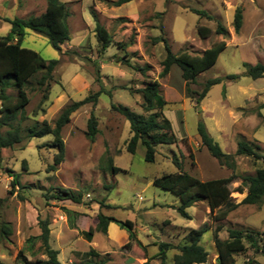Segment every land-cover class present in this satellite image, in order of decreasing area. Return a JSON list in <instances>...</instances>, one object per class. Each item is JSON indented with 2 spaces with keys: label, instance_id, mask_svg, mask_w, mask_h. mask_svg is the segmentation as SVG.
Segmentation results:
<instances>
[{
  "label": "rangeland",
  "instance_id": "374dc122",
  "mask_svg": "<svg viewBox=\"0 0 264 264\" xmlns=\"http://www.w3.org/2000/svg\"><path fill=\"white\" fill-rule=\"evenodd\" d=\"M258 1L133 0L121 6H112L108 0H71L72 40L65 44L64 53L54 48L45 35L27 29L23 46L39 52L47 60H59V64L48 99L43 100V91L28 89L30 103L25 110L27 118L21 121L23 129L44 120L54 126L67 105L97 92L101 83L111 94L104 93L97 102H89L72 113L71 121L62 130L65 158L55 171L50 170L49 166L53 164L57 148L45 145L52 143V135L28 137L25 130L20 144L0 151V227L6 222L13 231L8 240L0 239V264H20L24 259H18L21 250L25 251V258L32 263L38 258H45L40 240L34 241L32 249L27 242L29 237L41 232L39 217L50 219L52 245L56 246L58 241L66 250L72 227L69 215L63 213L65 207L73 209L71 218L81 235L96 225L99 212L120 220L134 221L136 237L139 235L147 244L139 245L137 240H132L130 247L116 248L120 252L114 257L102 255L108 264L112 260L114 264H129L127 253L133 252L134 247L146 256L144 264H160L158 243L182 245L190 228L204 225L209 227V232L203 238L204 246L209 251L206 264H214L217 257L212 230L218 225L221 226V239L229 237L230 228H241L253 231L260 245L264 244V202L260 205H239L225 219L217 221V213L225 208L212 215L206 202L199 201L187 209L193 213L192 219H187L178 211V197L154 183L157 176L177 172L172 161L177 155L183 161L184 170L200 180L226 178L234 174L232 196L236 202H240L245 193L236 189L241 187L243 177L254 175L257 168L264 166L262 161L244 155L234 156L235 169L221 165L208 147L202 146L198 133V125L203 122L225 152L235 154L238 140L245 138L258 145L257 150L264 154V77L256 82L242 75L244 63H264V21L260 22L264 8ZM238 6L244 9L241 29L242 35L249 38L246 42L240 41L241 37H237L238 33L233 27ZM193 8L204 10L213 18L202 17L193 12ZM94 16L113 35L115 42H124L128 46L121 49L112 44L101 51L95 35ZM218 24L228 28V36L216 33L206 39L199 36L198 26L215 30ZM5 26L8 27L7 24ZM159 36L169 40L174 53L188 51L198 54L220 41H225L227 47L215 65L202 72L195 83L188 85L177 65L168 75H161L162 61L166 55L165 44L162 41L153 42V38ZM140 67H147V70H137ZM229 74L242 76L238 81L224 79L213 85L201 101L197 100L208 79ZM150 81L160 83V92L167 101L164 113L171 120L175 134L181 138L187 137V142L179 145L158 144L155 162L145 160V148L141 144L135 154L127 151L126 144L131 135L129 121L111 108V104L115 103L137 114L147 115L140 105L141 95L132 94L129 90L141 88ZM256 83L262 97L252 103L249 98L252 91L247 92V88ZM8 92L17 94L15 89ZM91 112L98 118L99 133L94 142L85 134ZM2 131L5 133L6 128ZM185 144L194 151L193 159L187 156ZM183 153L186 156L182 157ZM109 157L121 171L113 173L108 168ZM13 173L20 175L21 183L14 189L11 185ZM57 187L81 193L82 202L46 199L45 194H50ZM100 202L109 206H101ZM59 214H65L67 218L66 221L61 220L64 221L62 225ZM60 232L63 235L57 238L56 234ZM96 233L105 239L102 235L105 233ZM72 241L75 249L88 248L87 242ZM176 252L177 249L167 252V264H173ZM79 253L73 257L74 263L88 264L82 252ZM58 258L65 263L68 254L61 251ZM96 260L99 261V258L93 257L89 261ZM236 261L237 264H247L249 261L264 264V253L249 247L236 257Z\"/></svg>",
  "mask_w": 264,
  "mask_h": 264
},
{
  "label": "trees",
  "instance_id": "16d2710c",
  "mask_svg": "<svg viewBox=\"0 0 264 264\" xmlns=\"http://www.w3.org/2000/svg\"><path fill=\"white\" fill-rule=\"evenodd\" d=\"M131 1L133 0H108L112 6H121ZM192 11L202 17L213 18L204 10L193 8ZM70 15L68 3L63 0H48L47 9L41 15L8 19L12 25L11 31L5 36H0V151L3 148H12L20 144L23 141L22 134L25 130L28 137L52 135V143L45 144L57 148L53 164L49 166V169L52 171H55L64 161L66 146L62 138V130L71 121L72 113L89 102H97L102 94L110 93V91L105 89L104 84L101 83V88L97 92L88 95L80 101H74L67 105L56 119L54 126L44 120L42 123L37 122L27 129H23L21 121L27 118L25 110L30 103L28 89L41 90L44 92L43 100L48 99V94L54 80V72L59 64V60H47L39 52L23 46L27 29L45 35L54 48L64 53V44L71 40L68 23ZM94 17L96 21L95 35L101 51H105L112 44H116L121 49H125L128 46L124 42H115L113 35L105 26L99 23L96 16ZM243 22L244 9L242 6H238L235 9L233 18V27L236 33L240 32ZM213 33L226 37L229 35V30L222 24H218L215 30L208 26H198V34L202 39L210 37ZM161 41L164 42L166 50L165 58L162 61L163 69L161 75H168L171 68L177 65L181 70L183 80L188 85L195 83L197 77L202 72L215 65L220 54L227 47L225 41H220L198 54H191L188 51L174 53L167 38L164 36L153 38L155 44ZM244 66L245 71L242 75L252 79L264 77V63H244ZM137 70L145 72L147 67H140ZM242 75L229 74L225 77L208 79L201 92L198 93L197 100L201 101L213 85L222 82L224 79L238 81ZM9 89H15L17 94L13 95L9 93ZM187 89L190 92V88L187 87ZM129 91L132 94L141 95L142 100L140 105L148 113L147 115L137 114L126 106L115 103L111 104L113 110L129 121L131 135L126 144V149L129 153L135 154L139 144H141L145 148V160L147 162H155L158 155V144L179 145L187 142V137L181 138L175 134L171 120L164 113V106L167 101L160 92V83L158 81L147 82L143 87L130 89ZM262 108H264V104ZM3 128H6L5 133L2 131ZM98 133V118L94 112H91L87 121L85 134L91 142H94ZM198 133L202 146H207L210 153L218 159L221 165L235 169V155L249 156L256 161H262L264 164V154L257 150L259 146L253 142H249L245 138L238 140L236 152L235 154H231L222 149L219 142L209 133L203 122H200L198 125ZM185 147L187 148V156L193 159L194 151L191 147H187L186 144ZM185 154L183 153L182 157L183 155L186 156ZM172 161L176 165L177 172L157 176L154 178V183L164 190L172 192L179 198L180 205L178 211L181 216L187 219H192L187 209L199 201L206 202L212 215L218 210L225 208L220 213H217L215 219L217 221L225 219L229 212L239 205H260L264 202V166L257 168L254 175L243 177L241 187L236 190L245 193V196L240 202H236L232 196L234 189L231 187L235 179L234 174L226 178L203 181L187 173L184 170L183 161L177 155H174ZM113 162V159L109 157L107 159V166L113 173H118L122 169L114 165ZM12 176L13 181L11 185L14 189L16 186L21 185L20 175L13 173ZM21 187L23 188V186ZM45 197L46 199L59 201L82 202L81 193L65 187L53 188L50 194H45ZM100 205L109 206L103 202H100ZM64 211L71 219L70 226L75 227L71 218L74 212L66 207ZM38 220L41 232L39 235L29 237L27 242L30 244V249H32L34 241L40 240L42 254L45 258H38L32 263L25 258V251L21 250L18 254V259L20 257L24 259L20 264H61L58 258L59 251L51 245L50 219L39 217ZM111 222L117 223L120 228L128 231L130 241L125 247H130L132 240H136L134 221L120 220L103 212L98 213L96 225L84 231L86 238L91 240L96 232L106 234ZM220 230L221 226L219 225L212 230L218 255L217 264H237L236 257L245 253L249 247L257 252L264 253V244L260 245L253 231L230 228L228 230L229 237L221 239L219 235ZM207 232H209L207 225L199 228H190L186 235V242L182 245L175 246L169 242L158 243L160 264H167V252L170 249H177V252L173 256V264L206 263L209 258V251L202 243V240L204 234ZM12 233L11 225L3 222L0 227V239L8 240ZM137 242L139 245H142L141 242ZM84 256L98 257L99 254L94 249H91L84 253ZM89 264H107V260L101 257L99 261H90ZM247 264L252 263L249 261Z\"/></svg>",
  "mask_w": 264,
  "mask_h": 264
},
{
  "label": "crops",
  "instance_id": "0c3cea01",
  "mask_svg": "<svg viewBox=\"0 0 264 264\" xmlns=\"http://www.w3.org/2000/svg\"><path fill=\"white\" fill-rule=\"evenodd\" d=\"M63 1L68 3L69 8H70L71 15L68 18V23H69L70 32H71V31H73L72 24L70 21V18L72 16V9L70 7L71 0H63ZM258 2H261L262 8H264V0H259ZM47 3H48V0H0V36H5L11 31L12 25L8 19L26 18V17L32 16V15L33 16L41 15L42 13H44L46 11ZM262 21H264V15H263L260 22H262ZM6 24L8 25V27H6V26L4 27V25H6ZM5 33H7V34H5ZM237 37H241L240 38L241 42H246L249 39L247 36L242 35V29H241V34L239 32ZM24 40H25V38H24ZM24 40H23V42H24ZM71 40H72V33H71ZM70 41L66 42L65 44L70 43ZM65 44L63 46L64 51L66 49ZM262 78L253 79V80L256 82H259V80ZM257 85H258V83L253 84L252 87L247 88L248 90L246 89L247 92L252 91L251 93L249 92L250 93L249 98L252 101V103H254L255 101L261 100V97H262V95L260 96V94L262 92L257 91L258 90ZM257 94L259 95L260 98L257 97ZM178 200H179V198H178ZM179 203H180V200H179ZM94 208L95 207H93V210H94ZM207 208H209L208 205H207ZM71 210H73V209H71ZM63 213H65V212H63ZM189 214L191 216L193 215V213H189ZM59 223L62 225L64 223V221L59 220ZM59 229H61V228H59ZM75 231H77V232H75ZM135 231H136V229H135ZM52 234H53V232L51 230V245H52ZM69 234H72V236H70L68 238L70 240L69 241L70 243H69V246L67 245L68 248L66 250L63 247H61V244L58 241L56 243L57 244L56 246L52 245V247L55 248L56 250H58L59 253L62 251L64 253L68 254V258L65 261V263H61V264H66V263L75 264L73 261V259H74L73 257L76 255H79L80 254L79 252H82L81 255L83 257H85V259L88 261V264L90 262L89 260H91V258H93V257L100 259L102 257V255H108V254H110L111 257H114V254L120 252L116 248H118V249L125 248V245L130 241L128 231L120 228V226L114 222H111L109 224L107 233L105 235L102 234L105 237V239H102L100 237L101 236V235H99L100 233H96L93 235L91 240H88L84 234V231L82 232V235H81L79 230H77L75 227H72V229L70 228ZM62 235H63L62 232H60L59 234L58 233L56 234L57 238L58 237L61 238ZM203 238H204V236H203ZM73 239L76 240V243H77V241L79 243L80 242H87L88 248H86L84 250H82V249L79 250L78 248L75 249L73 246V244H75L72 241ZM136 240L141 242L143 245L147 244L145 241L140 239L139 235H137ZM202 243H203V240H202ZM213 244L215 245V243H213ZM91 249H94L97 252V254H99V256L98 257L84 256V253L90 251ZM135 249L136 248L134 247L133 252L131 251V252L127 253L128 254L126 257L127 261H130L129 264H144V262L147 261L146 256L143 255L142 253H140L139 251H136ZM73 252H75V253H73ZM114 263H115V261L112 260V261H110L109 264H114ZM107 264H108V262H107Z\"/></svg>",
  "mask_w": 264,
  "mask_h": 264
},
{
  "label": "built area",
  "instance_id": "2783aa9c",
  "mask_svg": "<svg viewBox=\"0 0 264 264\" xmlns=\"http://www.w3.org/2000/svg\"><path fill=\"white\" fill-rule=\"evenodd\" d=\"M139 199H142V197L141 196H139ZM58 218L60 219V220H64V221H66L67 219H66V216L64 215V214H60L59 216H58ZM217 258H218V255H217V257H216V259L214 260V264H217ZM66 264H72V263H66ZM199 264H206V263H199Z\"/></svg>",
  "mask_w": 264,
  "mask_h": 264
},
{
  "label": "water",
  "instance_id": "95a60500",
  "mask_svg": "<svg viewBox=\"0 0 264 264\" xmlns=\"http://www.w3.org/2000/svg\"><path fill=\"white\" fill-rule=\"evenodd\" d=\"M199 117H201L200 114H199Z\"/></svg>",
  "mask_w": 264,
  "mask_h": 264
}]
</instances>
